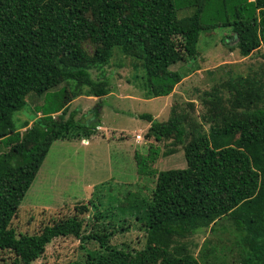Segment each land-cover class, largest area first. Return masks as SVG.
<instances>
[{
	"label": "trees",
	"instance_id": "trees-1",
	"mask_svg": "<svg viewBox=\"0 0 264 264\" xmlns=\"http://www.w3.org/2000/svg\"><path fill=\"white\" fill-rule=\"evenodd\" d=\"M221 27L243 57L264 48V0H0V251L13 254L10 264H32L52 240L68 236L82 249L89 241L97 246L67 264H264L263 64L204 91L199 121L174 108L165 121L140 115L150 123L146 138L171 140L161 155L182 145L186 161L156 173L158 148L142 155L134 147L138 175L152 176L150 190L147 182L118 190L113 200L107 192L106 206L101 197L100 207L92 204L88 228L80 217L88 203L33 233L17 232L14 223L52 143L88 139L101 126L98 108L111 93L107 66L128 58L146 98L167 96L195 70L170 67L196 60L200 35ZM67 91L99 99L91 122L69 110ZM29 96L42 102L29 126H16L13 115ZM127 216L143 231L140 249L110 242L127 231ZM206 230L197 257L186 238Z\"/></svg>",
	"mask_w": 264,
	"mask_h": 264
},
{
	"label": "rangeland",
	"instance_id": "rangeland-1",
	"mask_svg": "<svg viewBox=\"0 0 264 264\" xmlns=\"http://www.w3.org/2000/svg\"><path fill=\"white\" fill-rule=\"evenodd\" d=\"M186 13L183 12L182 15ZM203 34L200 35L196 46L200 51L196 60H186L170 67L176 69L193 64L195 70L178 83L167 96L146 98L143 90L138 87L140 81L133 80L132 73L136 70L128 58L121 59V66L111 64L105 68L106 75H111L109 77L111 93L98 108L101 126L88 139L55 140L52 143L19 205L18 216L14 220L17 232L38 231L45 224L53 223L60 217L73 215L74 206L82 203L89 204L90 210L80 215L88 228L96 211L92 204L96 203L100 207L98 198L101 197L106 206L104 195L107 192H112L113 200L118 190L122 192L140 190L141 186L148 182L149 177L152 179L147 173L138 175L137 164L133 159L134 147L142 155L148 153L149 145L158 148V157L151 163L156 173L160 170L186 166L181 151L182 145L173 146L178 150L175 154L161 155L171 147V140L153 142L152 138H146L145 133L150 124L140 115L149 113L154 119L165 121L174 108L176 111L185 112L186 119L199 121L204 112L199 97L204 91L217 82L226 81L230 76L246 75L257 65H264V48L261 47L249 56H241L233 47L234 39L226 37L232 34L229 28H216L210 35ZM99 74L100 70H92L94 79L100 78ZM98 101L97 97L72 98L69 91L66 92L64 99L65 104L70 103L69 110L75 108L79 110L77 118L88 122L92 119V116L88 118V114L92 112L93 115ZM41 102L42 98L29 96L28 105L13 115L16 126L33 118L35 107ZM56 115L54 114V117ZM31 122L32 120L28 126ZM185 127L189 129L187 123ZM24 130L25 128H21L19 131ZM135 133L140 134L142 139L137 141ZM3 150L5 148L1 145L0 152ZM148 183L150 190L154 183ZM31 215L34 216L33 220ZM125 224L128 225L127 231L116 233L110 242L118 246L125 244L129 248L140 249L143 246L144 234L139 229V223L134 216H127ZM209 235V231L206 230L186 238L191 241V249L195 256L198 257V249ZM96 246L95 242L89 241L82 249L79 241L73 237L55 238L46 246L43 255L32 264H67L76 259H83L86 249H94ZM12 255L9 251H0V264H10ZM227 259H230L229 262L233 260L228 255Z\"/></svg>",
	"mask_w": 264,
	"mask_h": 264
},
{
	"label": "built area",
	"instance_id": "built-area-1",
	"mask_svg": "<svg viewBox=\"0 0 264 264\" xmlns=\"http://www.w3.org/2000/svg\"><path fill=\"white\" fill-rule=\"evenodd\" d=\"M135 138H136V139H140L141 136H140L139 134H136V135H135Z\"/></svg>",
	"mask_w": 264,
	"mask_h": 264
},
{
	"label": "clouds",
	"instance_id": "clouds-1",
	"mask_svg": "<svg viewBox=\"0 0 264 264\" xmlns=\"http://www.w3.org/2000/svg\"><path fill=\"white\" fill-rule=\"evenodd\" d=\"M148 123H149V122H148ZM149 124H150V123H149ZM135 135H136V133H135ZM139 135H140V134H139ZM140 136H141V135H140ZM141 139H142V138H140V139H137V141H138V140H141Z\"/></svg>",
	"mask_w": 264,
	"mask_h": 264
}]
</instances>
